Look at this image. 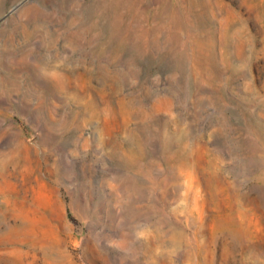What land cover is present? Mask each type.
Listing matches in <instances>:
<instances>
[{
    "label": "rangeland",
    "instance_id": "rangeland-1",
    "mask_svg": "<svg viewBox=\"0 0 264 264\" xmlns=\"http://www.w3.org/2000/svg\"><path fill=\"white\" fill-rule=\"evenodd\" d=\"M0 264H264V0H0Z\"/></svg>",
    "mask_w": 264,
    "mask_h": 264
}]
</instances>
